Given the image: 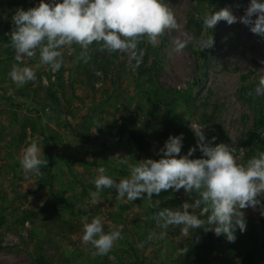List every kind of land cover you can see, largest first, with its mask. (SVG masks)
Masks as SVG:
<instances>
[{"label": "rangeland", "instance_id": "374dc122", "mask_svg": "<svg viewBox=\"0 0 264 264\" xmlns=\"http://www.w3.org/2000/svg\"><path fill=\"white\" fill-rule=\"evenodd\" d=\"M249 2L165 0L179 27L166 30L156 44L142 41L138 68L126 54L99 51L95 43L81 60V49L73 45L56 72L36 67L39 53L25 58L36 80L23 87L8 77L16 61L4 52L10 48L0 37V264H186L189 250L204 253L198 229L183 236L181 226H169L163 239H148L150 233L163 231L153 219L156 213L192 203L195 193L169 189L152 200L132 202L105 189L92 204L90 192L95 191L97 168L119 180L129 175L122 160L135 164L148 158L122 130L120 117L133 116L137 128L149 121L177 129L175 135L184 137L180 155L196 144L189 122L204 127L206 141L215 136L214 144L236 148L239 163L251 158H245L247 153L258 152L264 128H254V123L260 107L264 113V96L249 93L264 78V37L239 21L229 25L221 20L210 30L201 21L221 9L240 17ZM38 3L0 0V31L13 27L16 9ZM211 36L210 48L200 50L194 42ZM178 37L188 39L179 54L173 51ZM33 141L42 147L47 164L40 175L25 178L19 155ZM147 141L154 151L164 145L152 136ZM201 155L197 150L190 158ZM260 199L264 203V196ZM203 207L190 212L207 216ZM242 211L259 232V206ZM83 217L100 218L105 232L122 229V238L108 254L96 255L91 245L82 243ZM248 231L247 226L243 233L237 229L234 242L212 232L214 253L204 264H239L236 255L248 244ZM256 258L263 262L264 254L259 251Z\"/></svg>", "mask_w": 264, "mask_h": 264}, {"label": "clouds", "instance_id": "9594fccd", "mask_svg": "<svg viewBox=\"0 0 264 264\" xmlns=\"http://www.w3.org/2000/svg\"><path fill=\"white\" fill-rule=\"evenodd\" d=\"M221 20L229 25L239 21L253 34L264 37V0H250L240 17L228 9L212 11L201 17L202 27L210 30ZM11 21L10 44L6 46L13 49L16 63L11 66L8 77L17 87L36 80L34 69L25 63V58H34L37 53L36 67L47 66L56 72L64 63L66 49L78 45L79 59L84 60L95 43L99 51L126 54L131 66L138 68L144 54L139 48L141 42L146 39L156 44L166 30L174 31L179 27L165 0H39L35 7L16 9ZM194 42L203 50L212 47L213 38L194 39ZM187 44V38L178 37L173 41V51L179 54ZM249 95L264 96V78L259 79ZM189 123L196 144L189 147L185 155H180L184 139L180 133L169 135L159 149L161 155L157 160L146 158L135 164L122 160L129 172L124 178L116 180L106 174L104 167L97 168L90 203L97 204L105 189H114L118 198L132 202L152 200L153 195H159L162 190L183 189L186 194H196L193 202L162 208L153 219L163 231L158 235L150 233L148 239H163L169 226H181L183 236H189L190 230L202 228L234 242L237 229L241 233L246 230L243 209L256 210L259 206L264 216L260 199L264 196V151L239 163L236 148L225 143L214 144L215 136L206 141L204 127ZM197 150L201 157L191 159ZM43 157L42 147L36 141L21 150L19 164L25 178L40 175L41 167L47 164ZM201 206L208 214L206 219L190 212ZM82 228V243L91 245L96 255L108 254L122 238V229L105 232L100 218L89 221L83 217Z\"/></svg>", "mask_w": 264, "mask_h": 264}, {"label": "trees", "instance_id": "16d2710c", "mask_svg": "<svg viewBox=\"0 0 264 264\" xmlns=\"http://www.w3.org/2000/svg\"><path fill=\"white\" fill-rule=\"evenodd\" d=\"M11 25H5L3 29L0 31V37L3 36V39H6V45L10 44L9 39V33L12 30ZM3 31H8V33H4ZM2 32V34H1ZM2 39V40H3ZM10 49L4 50L5 53L8 55H11L12 57H15V53L13 49L10 46H7ZM263 109L260 107L259 112L257 115V119L254 123V128L262 129L264 128V113L262 114ZM153 116V114L151 115ZM121 120V128L122 130L128 135V137L131 139V141L136 146L137 150L139 152L148 158L157 160L160 158L159 151H154L150 149V146L147 141V137L152 136L153 138L158 139L159 141L165 142L169 135H175V132L177 129L171 128L168 125L164 123L159 124H153L149 121H145L140 128H137L134 124V117L133 116H127V117H120ZM132 124V125H131ZM158 132H161L162 134H167V137H160L157 135ZM258 151H264V143L260 147ZM257 152H250L247 153L245 158L252 157ZM264 202V201H263ZM264 204V203H262ZM207 216H201L199 215V218L206 219ZM246 220V219H245ZM259 225H260V231L258 232L255 229L256 224L254 222H249L246 220V226L248 228L247 232V242L248 244L242 251V253H237L236 256L239 257V264H264L263 262H260L257 258V252L261 251L264 254V216H259ZM199 231V238L204 242V253L201 255L199 252L195 249L189 250V254L187 255L188 261L186 264H204L214 253V247H213V236L212 231H204L202 228L198 229Z\"/></svg>", "mask_w": 264, "mask_h": 264}]
</instances>
